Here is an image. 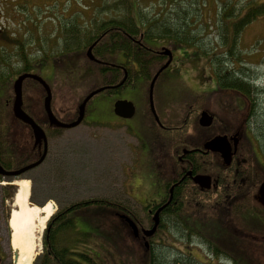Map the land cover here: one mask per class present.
I'll use <instances>...</instances> for the list:
<instances>
[{
    "label": "rangeland",
    "instance_id": "1",
    "mask_svg": "<svg viewBox=\"0 0 264 264\" xmlns=\"http://www.w3.org/2000/svg\"><path fill=\"white\" fill-rule=\"evenodd\" d=\"M169 1L123 0V3L127 2L128 5H126L121 3L122 0H50L51 11L48 10L46 15H35L36 24L30 15H2L0 73L5 71L3 67L6 64L9 66L11 64L14 68L18 65L14 55L17 53V43L13 41L21 42L23 44L21 45L26 47L25 50L30 59L45 60L41 63V67H34V71L39 72L53 92V108L57 112L54 113L55 117L60 121L69 122L76 116L77 105L83 97L97 88L96 65L86 62V47L82 51L81 48L75 47L78 42L81 45L86 42L80 33L86 28V25L83 28L82 24H88L93 15L94 17L98 15L123 17L126 13L122 12V9L129 7L131 15H138L146 26L149 21L158 16L159 24H156V27L171 24L170 18H175V14L171 15L172 11L178 12L177 15H189L193 47L172 49L159 43V48L167 47L173 51L174 63L170 67V72H167V75H160L155 84L156 113L163 119V123H178L182 122V116L188 111L195 121L188 123V126L185 123L180 127L186 130L191 138L190 143L195 145H202L212 136L231 134L239 130V137L242 139L240 143H244V146L248 144L254 149L256 157L259 158V164L262 165L261 168L259 165L260 171L264 176V61L261 60L264 52L255 53L252 47L253 42L258 37H262L264 29L261 27L262 22L258 25L259 30L255 28L256 23L250 25L245 23L236 30L235 21L240 9L238 0H179L171 6L167 3ZM33 2L34 5L42 4L39 0H32ZM115 2L120 3L119 8L113 5ZM61 5L66 9L65 13L62 12L69 24L67 39L68 44H71L64 49L63 52L66 53L64 57L60 51L46 48V45L50 47L53 43L50 38L47 44L43 46L40 42L38 44L39 40L44 41L52 32L50 21L44 18L51 17L55 21L54 16L60 17L58 13H60ZM164 5L165 10L161 12ZM19 10L22 11L21 8ZM250 18L252 17L247 20ZM97 27L98 25L94 24L93 34ZM58 38L59 33L53 37L54 40ZM75 38L78 40L73 43ZM33 40L36 45L30 46ZM67 53L70 54L67 56ZM164 62L165 60H162L150 70V79H145L144 82L143 80L134 81L131 89L136 91H129L127 87H124L108 95L101 93L93 97L87 106L88 114L79 127L53 132L49 137L50 148L44 164L26 173L21 177L23 179H20L27 180L30 184L31 205L42 207L51 203L55 213L59 206H66L73 202L94 198L107 199L127 205L137 220L144 227L148 226L143 205L149 200L158 201L163 196V185L160 179L152 175V170L156 169L159 173L164 171L169 161L172 162L171 156L175 157V146L171 144L174 134L158 129L147 107L150 80ZM11 69L13 68L10 66L7 74ZM68 71L73 72V75H69ZM145 71L143 69L141 72L144 77ZM220 71L226 72L229 76L234 74L252 81L257 90L252 92L250 100L233 91H218L215 81L216 72ZM0 76H4V79H0V93H2L0 102L6 105L5 108L0 107V113H6L4 124L9 130L8 142L4 146L9 154L17 157L18 152L25 145H31L32 138L29 137L28 129L20 122L12 121L11 126L12 84L15 76L6 74H0ZM67 77H70L67 81L73 84L72 88L63 85ZM29 80H25L22 84L23 102L30 104L31 101L36 112L39 111L38 116L43 119L44 116L40 112L44 91L40 85ZM126 99L135 104L137 113L129 120H122L112 113V106L117 100ZM192 104L194 107L188 109V105ZM249 109L251 111H248ZM201 111H206L213 117L211 126L207 128L199 126L198 119ZM210 163L211 159L205 158L203 166ZM146 180L147 183L155 181L153 188L149 187V183L145 184ZM6 182L14 183L15 180H2V183ZM188 188L193 195L184 197V201H189L192 207L196 203L198 205L214 203L216 199L208 195L195 196L194 190L191 187ZM15 190L16 186H13L7 192L0 191V199L8 192L13 196ZM249 196H228L231 200L248 203L246 206L238 204L237 214L231 215L237 229L242 231L238 233V236L233 233V230L231 232L227 231L226 226L224 228V222L226 225L229 224V221L225 219L226 215H223L224 221L221 219L223 224H218L217 220L210 218V212L206 214L200 211V213L204 219L207 218L204 221V229L206 233L211 234L210 237L215 235L219 241L229 238L221 246L225 253H230L248 264H264V253L260 248L264 246L262 243L264 230L261 229L259 221L253 214L259 210V206ZM99 209L102 208L97 210ZM11 210H13V199L8 202V214ZM92 211L94 209L90 210L91 213ZM104 211L101 215L99 213L97 215L104 219L101 224L104 228L102 230L109 233L115 232L116 244L126 247L125 251H120L124 264H144L146 252L142 239L132 237L127 223L119 218L115 210L105 208ZM99 221L97 220L98 227H92L90 220H81L76 217L77 227L82 231L101 233ZM209 225H211L210 228H208ZM218 229L222 230L216 234ZM240 234L243 235L239 236ZM41 236L43 232H39L36 226L34 229L36 255L31 264L39 263L42 248ZM242 238H248L251 241L245 243ZM152 240L153 251L160 257L169 258L185 254L204 264H233L224 253L214 256L207 245L195 237L185 241L183 231L179 232L168 222H164V227ZM0 242L1 250L6 258L3 264H13L12 253L16 252L11 246L10 228L7 222L4 223L2 216H0ZM111 253L115 254V252Z\"/></svg>",
    "mask_w": 264,
    "mask_h": 264
},
{
    "label": "trees",
    "instance_id": "2",
    "mask_svg": "<svg viewBox=\"0 0 264 264\" xmlns=\"http://www.w3.org/2000/svg\"><path fill=\"white\" fill-rule=\"evenodd\" d=\"M177 1L179 2V0H170L167 3H170L169 6H171L172 4H176ZM121 3H123V0ZM126 3L124 2L123 4ZM113 5L119 8L120 3L115 2ZM114 6H112V8ZM129 10L130 7L124 10L122 9V12L126 13L125 15H123V17H121V15H105L104 17L98 15L97 17H94L93 15L88 24H82L83 28L86 25V28H84V30L80 32L81 35L86 39L85 44L81 45L78 44V42L75 47L81 48L82 51L93 40L98 39L101 33L106 32L104 38L101 39L100 37L99 41L101 43V46H97L93 50V54L96 57L101 56L102 59L103 54L108 53L110 56H105L114 59L116 58L117 54L121 53L126 59L135 62L138 65L139 69L146 70V76L143 79L144 82L145 79H150V70L155 67L157 63L163 60V57H160L155 52L159 49L160 44H165L167 45V47H171L172 49L188 48L194 46L193 38L191 36V25H189L190 18L188 19L189 15H177L178 12L174 13V11H172L171 15L175 14V18H170L171 24L167 23L165 26L156 27L155 25L159 24V16L156 19L149 21L146 26L145 24H143L138 15H131ZM164 10L165 5L163 6L161 12ZM226 16L230 17L231 15ZM163 17H165V15ZM250 20H244V23H247ZM94 24H97L98 27L94 30L93 34L92 31L94 29ZM128 24H130L131 28V37L133 38V40H137L140 44H142V50H138L134 46L127 47L128 44L124 42V40H122L121 44H118L116 41H113L112 34L108 33V31L112 27H118L122 29L126 28ZM140 35H142V39H140ZM108 36L111 38H109ZM77 40L78 39L75 38V41H73V43ZM13 42L17 43V53L14 55L18 60V65L14 68V66L12 67V65L10 64L11 68L13 69H11L10 73L7 74L10 66L6 64L3 67L5 71L0 74L11 75L14 77L24 73H33L34 67L38 68L42 66L41 63L45 60L30 59L26 53V47L22 46L23 44L21 42ZM68 52L72 53L71 50H68ZM60 53H63V57L66 54L65 52ZM70 53H67V56ZM4 63L5 62L3 61V64ZM89 71L91 70L89 69ZM106 72L107 69H102L99 75L95 76L98 88L113 84ZM68 73L69 75H73V72L71 71H68ZM216 75L218 91H233L250 100L252 91H254L255 89L253 88V85L250 84L249 80L241 76H234V74L232 76H229L226 72L222 71H220L219 73L216 72ZM68 78L70 77H67L65 79L63 85L65 84L66 86L72 88L73 84L68 83ZM0 79H4V76H0ZM29 82L33 81L29 80ZM75 85L77 84L75 83ZM1 94L2 93H0V96ZM6 102H9V100H6ZM31 104V101L30 104L24 103L23 109L31 114L33 119L42 128H44L46 132H48V135L51 136L53 132L60 131V129L57 128L46 127V123L39 118L37 113H35ZM2 106H4L5 108L6 105L1 104L0 102V107ZM191 107H194L193 104L188 105V109H191ZM248 111L251 110L249 109ZM192 117L188 114V111H186V113H184V116H182V122H175L173 125L167 124L168 126H171L169 132H173L175 137L172 136V139L175 142H179L182 135L186 132V130H184V128L181 129L180 126L185 123L187 126L188 123H193L195 119ZM5 118L6 114L0 113V128L4 124ZM5 133L0 130V142L2 143L8 142L9 135L7 132ZM207 156H210V165H205L201 168L197 164H195L193 170L195 172L208 173L212 175L215 180L213 188L209 192H201L200 190L195 188L191 189L194 190L195 196L208 195L210 197H216L214 203L201 205H198L196 203L195 206L192 207L189 201H184V197L192 196L193 194L188 193L189 191L182 192V188H178L175 190L171 202L160 213V223L158 229L164 227V222H168L173 225L176 230H179V232L183 231L185 241L192 240L194 237H197L201 243L207 245L209 251L214 254V256L224 253L229 257L233 264H248L243 260L234 257L230 253H225L223 251V248L221 246L226 241H228L229 238L219 241L218 238L215 237V235L210 237L211 234L205 232L204 221L207 218L204 219L200 211H203L206 214L210 212V218L214 219L215 221L217 220L218 224H223L221 223V219L224 221L223 215H226L225 219L229 221V224L226 225L224 222V228L226 226L227 231L235 230L236 225L233 223L234 218L231 215L235 216L237 214L236 207L238 204L246 206L248 203L246 201L237 202L236 199L231 200L230 198H228V196L237 197L250 195L249 197L251 198V200L259 206V210L253 214H255L256 219L259 221L261 229L264 230V210L258 204V198L256 195L257 187L261 180L264 178V176H262L263 174L260 171L262 165L259 164V158L256 157L254 149L251 148V146L248 144L244 146V143L240 144L238 152L233 157L232 163L229 167H224L219 161L217 162L212 157L214 155L208 153ZM207 156L203 158H206ZM207 168L209 169L207 170ZM94 206L97 208H91ZM98 208L102 209L97 210ZM105 208L113 209V211L115 210L117 214H125L136 222L138 221L132 210L127 205L107 199L94 198L73 202L62 207L59 206L56 212L48 220L43 231L42 253L39 256L38 264H124V258L123 255L120 254V251H125L126 247L116 244L114 237L115 232L111 231L109 233L105 230H102L104 228L101 224L103 223L104 219L100 216H97L98 213L99 215H101L102 212H105ZM228 208L229 211H227ZM91 209H94L92 213L90 212ZM76 217H79L81 220H90V225L92 227H98L97 220H100L99 229L101 233L80 230L76 224ZM147 218L148 225L151 226L152 224L149 220L148 215ZM210 226L211 225H209L208 228H210ZM221 230L218 229V232L216 234L220 233ZM236 235L238 236V234ZM242 235L243 234H240L239 236ZM242 239L245 243H250L251 241L248 238ZM151 243L152 242L150 240L149 248L145 251L146 259L144 260V264H204L196 260L194 257L185 254H182L180 256L174 255L169 258L160 257L154 253ZM262 243L264 244L263 238ZM260 248L262 253H264V246H260ZM118 251L120 255L118 254ZM111 252H115V254H112Z\"/></svg>",
    "mask_w": 264,
    "mask_h": 264
},
{
    "label": "flooded vegetation",
    "instance_id": "3",
    "mask_svg": "<svg viewBox=\"0 0 264 264\" xmlns=\"http://www.w3.org/2000/svg\"><path fill=\"white\" fill-rule=\"evenodd\" d=\"M39 1H41L42 4L34 5V2L32 3V0H0V20L2 18V15H30L32 17V21L36 24L37 21L34 20V15H46V12L48 10L51 11V8H52V3H50V0H39ZM238 3L240 4V7H239L240 9L238 12V17L235 21V25L237 26L236 30H238L240 26H243L244 20H246L249 17H252V19L250 20V23L247 25H250L251 23H256L255 28L259 30L258 25L262 22L261 27L264 28V0H238ZM20 8L22 9V11L19 10ZM62 11H64V13L66 12V9L64 8L63 5H61L60 13H58L60 17L54 16L55 21H53L51 17L45 18L46 21H50L52 32L51 34H48V37L44 41L42 39L39 40L38 44L40 42V44L43 46L47 44L50 38L53 43H51L52 45L50 47L49 45L48 46L46 45V48L48 47V49L52 48L53 50H56V51H64V49L68 47V43H69L67 39L68 22H67V17L64 16V13ZM260 19L261 21H259ZM130 30H131L130 24H128L126 28H122V29L118 27H112L108 31V33L112 34L113 41H116L118 44H121L122 40H124V42L128 44L127 47L134 46L136 49L142 50V47H143L142 44H140L139 41L133 40L130 34L131 33ZM57 33H59V38L58 40H54L53 37ZM105 34L106 32L101 33L98 39L93 40L89 45H87V48L93 45L94 43H95V46L93 47L92 50H94L97 46H101V43L99 40H100V37L101 39L104 38ZM261 35L262 37H258L252 44V47L254 48L255 53L260 52V51L264 52V29L262 30ZM140 39H142V35H140ZM33 45H36L34 40H33L32 45L30 46H33ZM258 49H262V50H258ZM105 55H109V54L104 53L102 57L103 60L101 59V56L97 58L94 56L96 61H98V62L92 61L93 63H95L94 65H96V71L99 72L102 69H107L106 73L109 75L110 81L113 82L111 86H116L123 80V78H126L122 86L115 88V89L112 88L110 90L117 92L119 90L124 89V86L126 85L129 91H136L135 89H131V87H128V86L132 84L133 80L134 81L142 80L141 78L142 69H139L138 65L135 62L126 59L121 53L117 54L118 57L116 56V58L114 59L109 58L108 56H105ZM166 60L167 58H165V61ZM261 60L264 61V53H263V56H261ZM173 63H174V57H173L171 65ZM153 99H154V96H153ZM147 107H148V98H147ZM135 110H137L136 106H135ZM159 128L161 130L168 129V127H166L165 125ZM232 134L233 133L225 134V135L230 137ZM190 141H191V138L189 137V134L184 133L179 142L177 141L173 143V145L175 146L174 147L175 157L171 156L172 162L171 160L169 161V163L166 166V169L164 171H161L160 173L156 169L152 170L153 171L152 175H154L155 178L160 179L163 185V196L158 201L149 200L144 203L143 207L146 208V211L149 215L155 212L156 206L158 207L162 206L165 202L168 201L170 197L172 200L174 192L178 188H182L181 189L182 192L189 191L190 189L188 187L200 190L199 187L193 183V178L198 175H207V174L202 173V172H195L193 168L195 164H197L199 167L202 168L204 165V159H205L203 157L207 156L208 153L203 152V149H202L203 144L201 145V147H199L200 145L191 144ZM47 143H48V146H47V152H48V149L50 148L49 139ZM4 144L5 143L0 142V166L3 170L7 172L15 171L20 168H24L28 166L29 164L34 163L35 161L38 160V158L41 156L43 152V147L35 146L34 141L32 140L31 145L29 146L25 145V147L20 152H18L19 155L17 156L15 154L17 157H14V154H9V152L7 151L8 149L4 146ZM212 157L217 162L221 160L217 154ZM206 158H210V156H207ZM31 171L32 170L26 173H29ZM26 173L20 176H16V177H5L0 174V191L7 192V190H10L13 188V186H15L13 182L12 183L10 182L2 183V180L4 179L6 180L23 179L21 177L26 175ZM154 182L155 181L148 182L149 187L153 188ZM146 183H147V180L145 184ZM11 197H13L12 194L8 192V193H5L4 196L0 199V212H1L0 216H2L4 223H6L8 219L9 214L7 212V207H8V202L12 200ZM13 256H14V253H12V258ZM4 259H6L5 254L1 250V247H0V264H3Z\"/></svg>",
    "mask_w": 264,
    "mask_h": 264
},
{
    "label": "water",
    "instance_id": "4",
    "mask_svg": "<svg viewBox=\"0 0 264 264\" xmlns=\"http://www.w3.org/2000/svg\"><path fill=\"white\" fill-rule=\"evenodd\" d=\"M91 49H92V47L88 48V50L86 52V56L88 57V59L93 60V57L91 55ZM160 54L163 56H166L168 58V60L157 71V73L153 76V78L150 81L149 90H148V100H149L150 112L158 124H159V120H158V117L156 116V113H155V110L153 107V102H152L153 87H154L155 81H156L157 77L159 76V74L169 66V64L172 60V54H171L170 50L163 48V49H161ZM25 79H32L43 87V89L45 91V97L43 99V109L46 113L48 123L51 126H55L57 128H62V129H70V128H74V127L78 126L84 118L85 107H86L87 102L94 95L100 93L101 91H103L105 89V88H100V89H97V90L89 93L84 98V100L79 104V106L77 107V118H76V120L71 122V123L65 124V123L59 122L53 116V114L51 112V108H50L51 92H50L48 85L45 83V81L42 80L40 77L33 75V74L19 75L14 80L13 85H12V90H13V94H14L13 102H12V108H11L12 114L17 120L23 122L24 124L28 125L31 128L35 144L37 145V144H40L43 142L44 151H43L41 157L36 162H34L33 164L28 165V166H26L20 170L12 171V172H6L0 167V174L3 176H8V177L19 176V175L25 173L26 171L31 170V169L37 167L39 164H41L42 161L44 160L45 155H46L47 141H46V137H45L44 132L42 131L41 128H39L34 123V121L29 116H27L23 112V110L21 108V106H22V83ZM134 111H135V109H134V106L131 102L116 101L113 105V113L117 117H120L123 119H130L134 115ZM212 122H213V117L210 116L207 112L203 111L200 113V116L198 119V124L200 127L207 128V127L211 126ZM238 136H239V133H235L233 136H231L229 138L226 135L215 136L203 144V149L205 151H209V152L219 154L223 164L225 166H229L231 163V160H232V156L236 153V150H237V146L239 143V137ZM193 182L195 184H197L202 189H210L211 178L209 176L198 175V176H195L193 178ZM257 194H258L260 205L264 208V179L262 180L261 184L258 187ZM169 201H170V198H169L168 202ZM166 204L164 206L158 208L156 210V212L154 213V215L152 217L153 226L151 227V229H149V230L142 229L141 230L142 237L144 239L145 248L148 247V243L146 242L145 239L152 237L154 235V233L156 232L158 224H159V213L166 206ZM120 218L123 219L127 223L128 227L132 231L133 236L135 238H137L139 235V232H138L136 224L125 215H121ZM17 256H18L17 253H14V256H13L14 257V259H13L14 263L17 260Z\"/></svg>",
    "mask_w": 264,
    "mask_h": 264
},
{
    "label": "bare ground",
    "instance_id": "5",
    "mask_svg": "<svg viewBox=\"0 0 264 264\" xmlns=\"http://www.w3.org/2000/svg\"><path fill=\"white\" fill-rule=\"evenodd\" d=\"M14 185L16 191L8 223L11 246L18 255L14 264H31L36 255L34 229L38 226L41 232L54 210L51 203L42 207L31 205L30 184L27 180L15 181Z\"/></svg>",
    "mask_w": 264,
    "mask_h": 264
}]
</instances>
